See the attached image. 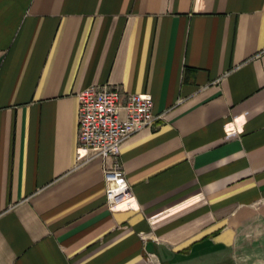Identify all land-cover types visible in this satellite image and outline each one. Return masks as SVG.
<instances>
[{
  "label": "crops",
  "instance_id": "obj_1",
  "mask_svg": "<svg viewBox=\"0 0 264 264\" xmlns=\"http://www.w3.org/2000/svg\"><path fill=\"white\" fill-rule=\"evenodd\" d=\"M147 92L106 202L78 92ZM264 262V0H0V264Z\"/></svg>",
  "mask_w": 264,
  "mask_h": 264
},
{
  "label": "built area",
  "instance_id": "obj_2",
  "mask_svg": "<svg viewBox=\"0 0 264 264\" xmlns=\"http://www.w3.org/2000/svg\"><path fill=\"white\" fill-rule=\"evenodd\" d=\"M78 98L79 147L87 158H103L107 204L114 209L133 203L121 143L132 132L154 126L162 114L154 111L151 94L123 92L112 83L91 84L78 92Z\"/></svg>",
  "mask_w": 264,
  "mask_h": 264
},
{
  "label": "rangeland",
  "instance_id": "obj_3",
  "mask_svg": "<svg viewBox=\"0 0 264 264\" xmlns=\"http://www.w3.org/2000/svg\"><path fill=\"white\" fill-rule=\"evenodd\" d=\"M255 264H264V262H261L259 260H256V263Z\"/></svg>",
  "mask_w": 264,
  "mask_h": 264
}]
</instances>
